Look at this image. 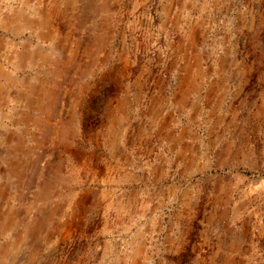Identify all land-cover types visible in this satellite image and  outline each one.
I'll return each instance as SVG.
<instances>
[{"label":"rangeland","instance_id":"obj_1","mask_svg":"<svg viewBox=\"0 0 264 264\" xmlns=\"http://www.w3.org/2000/svg\"><path fill=\"white\" fill-rule=\"evenodd\" d=\"M0 264H264V0H0Z\"/></svg>","mask_w":264,"mask_h":264},{"label":"bare ground","instance_id":"obj_2","mask_svg":"<svg viewBox=\"0 0 264 264\" xmlns=\"http://www.w3.org/2000/svg\"><path fill=\"white\" fill-rule=\"evenodd\" d=\"M39 5H40V4H39ZM47 8H48V7H47ZM38 11H39L40 13H42V12H41L42 10H41L40 7H39V10H38ZM38 11H37V12H38ZM46 12H47V11H46ZM38 14H39V13H38ZM40 15H41V14H39V16H40ZM46 16H47V14H46ZM11 17H12V16H11ZM41 17H43V16H41ZM23 18H24V17H23ZM45 18H46V17H45ZM20 20H22V19L20 18ZM29 21H30L29 19L23 20V24H28V23H30ZM42 21H44V20H43V19H40L39 22H37V23L40 24V23H42ZM17 23H18V22H17ZM21 23H22V22H21ZM7 25H8V24H7ZM30 27H31V26H30ZM31 28H32V27H31ZM119 204H120V203H119ZM121 211H122V210H121ZM46 220H47V218H46ZM47 224H48V223H47ZM36 226H37V225H36ZM37 228H38V227H37ZM34 230H35V229H34ZM133 256H135V255H133Z\"/></svg>","mask_w":264,"mask_h":264}]
</instances>
